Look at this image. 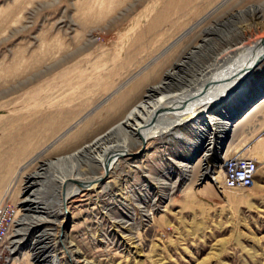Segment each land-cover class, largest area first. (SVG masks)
Masks as SVG:
<instances>
[{"label": "rangeland", "instance_id": "rangeland-1", "mask_svg": "<svg viewBox=\"0 0 264 264\" xmlns=\"http://www.w3.org/2000/svg\"><path fill=\"white\" fill-rule=\"evenodd\" d=\"M254 6L256 17L234 20L247 43L264 36V0H0V201L18 208L9 242L28 174L104 134L204 37L221 48L209 30ZM260 63L248 101L264 91ZM261 99L230 126V140L241 121L235 141L256 149ZM230 140L228 154L242 155ZM145 141L64 205L52 187L41 195L42 228L81 251L72 264H264V162L250 186L226 189L215 155L207 164L217 182L203 175L204 141L190 122ZM38 234L30 229L7 264H36Z\"/></svg>", "mask_w": 264, "mask_h": 264}, {"label": "bare ground", "instance_id": "bare-ground-1", "mask_svg": "<svg viewBox=\"0 0 264 264\" xmlns=\"http://www.w3.org/2000/svg\"><path fill=\"white\" fill-rule=\"evenodd\" d=\"M259 9L260 6H254L237 12L222 22L224 28L210 29V32H219L217 38L221 48L212 44L211 37H204L198 46L189 50L167 72L163 81L150 86L123 118L104 134L71 153L43 161L36 171L28 174L19 203L20 218L14 221L12 232L16 226L17 228L12 238L10 237V242L9 235L6 241L9 254L16 251L24 242L23 236L35 228L39 234L31 249L36 264H59L63 261L64 264H72L75 260L71 257L81 251L74 247L72 241L62 238L61 234L57 237L51 229L42 228L44 216H48V212L41 202V195L52 187L59 196V203L64 205V202L79 194L82 189L95 188L103 179V174H108L120 157L131 154L129 149L133 142H144L176 125L190 122L199 133L200 140L204 141L201 148L205 163L203 175L211 177L217 173L214 166L209 167L207 164L211 155H215L224 171L229 158L237 157V153L230 156L225 150L221 155L220 139L229 132L233 125L230 119L239 112L235 106L242 107L248 102L249 68L259 58H264V36L248 43L245 39L239 40V26L234 20L244 15L253 19ZM228 29L230 33L235 32L234 36L224 32ZM200 57L205 58V62ZM28 115L26 113L23 118ZM22 126L17 130L21 128L18 135L24 137L27 127ZM31 135L32 133L29 138H34ZM99 170L103 174L97 175ZM216 175L211 178L217 182ZM16 211L18 212V208ZM56 245L60 246L58 253L54 251ZM69 251L73 253L70 254Z\"/></svg>", "mask_w": 264, "mask_h": 264}, {"label": "built area", "instance_id": "built-area-1", "mask_svg": "<svg viewBox=\"0 0 264 264\" xmlns=\"http://www.w3.org/2000/svg\"><path fill=\"white\" fill-rule=\"evenodd\" d=\"M257 169L258 163L252 157L237 154V157L229 158L226 169L222 171V187L238 189L250 186L253 183ZM16 212L11 203L6 200L0 201V264L9 262L6 241L11 232V224Z\"/></svg>", "mask_w": 264, "mask_h": 264}, {"label": "crops", "instance_id": "crops-1", "mask_svg": "<svg viewBox=\"0 0 264 264\" xmlns=\"http://www.w3.org/2000/svg\"><path fill=\"white\" fill-rule=\"evenodd\" d=\"M259 67H260V65L258 66V68ZM257 79L259 81H261V78L259 76L257 77ZM262 80H263V78H262ZM263 82L264 81H262L261 83H263ZM257 104H258L257 106H258L259 110H260V108L264 107V97H262V99ZM263 111H264V109H263ZM261 114H263L262 115L263 119L261 120V122L263 124L262 127L264 128V113H261ZM240 122L241 121H238V123H236L234 125V127H233L234 133H232V138H231V140L229 142L230 145L232 146V145L236 144L238 152H240L244 156L255 158L258 163H260L261 161L264 162V132L256 140V144H257L256 149L246 147L247 144L245 142H242V141L241 142H236L237 140L235 141V139L239 138V137L237 138L236 135H234V134H237L236 130L239 129L238 126H240L239 125ZM226 151L228 152V150H226Z\"/></svg>", "mask_w": 264, "mask_h": 264}, {"label": "water", "instance_id": "water-1", "mask_svg": "<svg viewBox=\"0 0 264 264\" xmlns=\"http://www.w3.org/2000/svg\"><path fill=\"white\" fill-rule=\"evenodd\" d=\"M263 57V56H262ZM259 58L250 68H249V72L250 73H252L253 72V70L256 68V66L261 62V60L262 59H264V58ZM262 97H264V91L262 92V93H260V94H258L257 96H255L254 98H252V100H250V101H248L247 103H246V105H245V107H243L241 110H239V112H238V114H236L234 117H232L231 119H230V123L231 124H233L234 122H235V120H237L239 117H241L242 116V114L249 108V106L252 104V103H254V102H256L257 100H259L260 98H262ZM230 131L225 135V137H223V139H222V141H221V144H220V150H221V152H223L224 150H225V148H226V145H227V143H228V141H229V139H230ZM146 141H144L143 142V144L145 143ZM143 147H144V145H143ZM143 147H142V149H143ZM202 147H203V144H202ZM201 147V148H202ZM141 149V150H142ZM141 150L140 151H138V152H134V153H132V154H130V155H137V154H139L140 152H141ZM200 153H201V150H199V153H197V155H196V157L197 156H199L200 155Z\"/></svg>", "mask_w": 264, "mask_h": 264}]
</instances>
